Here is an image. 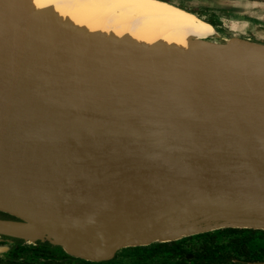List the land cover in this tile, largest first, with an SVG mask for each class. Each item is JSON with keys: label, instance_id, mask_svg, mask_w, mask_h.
<instances>
[{"label": "water", "instance_id": "obj_1", "mask_svg": "<svg viewBox=\"0 0 264 264\" xmlns=\"http://www.w3.org/2000/svg\"><path fill=\"white\" fill-rule=\"evenodd\" d=\"M157 1L214 29L196 44L219 55L216 65L115 59L86 29L43 36L32 14L9 18L0 0V256L21 240L105 262L130 247L264 231V43ZM134 179L161 180L142 210L128 200L144 188L122 203L114 194ZM193 214L195 226L236 224L162 239L182 224L158 223Z\"/></svg>", "mask_w": 264, "mask_h": 264}, {"label": "bare ground", "instance_id": "obj_2", "mask_svg": "<svg viewBox=\"0 0 264 264\" xmlns=\"http://www.w3.org/2000/svg\"><path fill=\"white\" fill-rule=\"evenodd\" d=\"M2 9L9 18L32 14L35 28L43 36L53 30L55 34L65 36L70 31L74 32L76 26L84 28L91 35L102 39L97 41L103 43L102 48L114 49L115 59L125 57L128 53L143 58L145 63L150 60L175 59L183 64L190 58H196L211 68L219 62L217 53L196 44L198 40L215 37L217 34L214 29L194 14L157 0H3ZM81 172L64 170L60 173L80 175ZM160 183L159 179H134L119 186L114 194L117 202L122 203L139 188H144V193L136 194L135 199L128 200L132 206L130 208L142 210L146 207L144 199L149 198L152 189ZM200 215L193 214L172 222L158 223L157 227L175 225L178 222L182 224L181 228L173 227L163 234L162 239L236 224L235 221H208L195 226ZM123 221L116 222L114 226ZM94 233L90 229L79 232L77 241L67 249L70 252L80 251L85 240ZM147 237H140L137 241H143Z\"/></svg>", "mask_w": 264, "mask_h": 264}, {"label": "trees", "instance_id": "obj_3", "mask_svg": "<svg viewBox=\"0 0 264 264\" xmlns=\"http://www.w3.org/2000/svg\"><path fill=\"white\" fill-rule=\"evenodd\" d=\"M239 258L244 264L264 263V231L223 229L173 242L130 247L105 262L72 257L49 243L26 244L17 240L0 256V264H238L235 260Z\"/></svg>", "mask_w": 264, "mask_h": 264}, {"label": "rangeland", "instance_id": "obj_4", "mask_svg": "<svg viewBox=\"0 0 264 264\" xmlns=\"http://www.w3.org/2000/svg\"><path fill=\"white\" fill-rule=\"evenodd\" d=\"M172 1L180 7L196 9L200 17L217 24L224 35L264 43V0Z\"/></svg>", "mask_w": 264, "mask_h": 264}, {"label": "flooded vegetation", "instance_id": "obj_5", "mask_svg": "<svg viewBox=\"0 0 264 264\" xmlns=\"http://www.w3.org/2000/svg\"><path fill=\"white\" fill-rule=\"evenodd\" d=\"M165 1H170L171 3L173 2L172 0H165ZM180 5V4H179ZM184 8H186V7H184ZM187 10H189V11H191V12H193V13H196V14H198V12L196 11V9H193V8H186ZM199 15V14H198ZM206 21H208V22H210L211 24H213L211 21H209V20H206ZM213 25H215V26H217V24H213ZM0 240H2L1 239V237H0ZM0 244H5V242H0ZM187 258H192V256L191 255H187ZM237 261H239L240 263H238V264H244L245 263V261H243V260H241L240 258L239 259H237V260H235V262H237ZM250 263H261V264H264L263 262H258V261H256V262H248V264H250Z\"/></svg>", "mask_w": 264, "mask_h": 264}]
</instances>
